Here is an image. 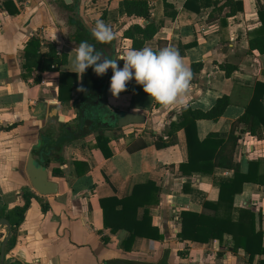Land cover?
<instances>
[{"label":"crops","instance_id":"0c3cea01","mask_svg":"<svg viewBox=\"0 0 264 264\" xmlns=\"http://www.w3.org/2000/svg\"><path fill=\"white\" fill-rule=\"evenodd\" d=\"M185 1L166 0L175 11L174 17H169L164 15L162 0H150L151 17L162 18L163 25L143 47L158 51L172 46L190 68L192 63H201L199 70L192 71L188 107L207 110L222 95L228 96L229 104L217 120L197 119L196 136L201 140L216 133L225 138L231 123L243 113L254 83L264 84V54L248 48L249 33L260 24L255 0H233L241 8L225 18L230 7L226 0H217L216 6H223L220 11H212L211 6L194 11L193 6L184 8ZM100 2L104 4L100 10L105 9L103 21L116 34L111 45L106 44L111 55L105 56L118 59L130 50V40L122 37V32L130 24L144 20L125 15L122 0H76V7L79 12L81 4L99 7ZM260 3L264 6V0ZM14 8L18 10L15 13L10 11ZM90 15V19L97 20L100 11ZM65 17V11L54 0H0V213L22 205L24 191L32 194L22 222L11 232L13 244L5 246L3 264H257L264 255L248 262L243 250L232 252L225 244L220 247L216 239L195 243L177 238L180 211L212 214L202 203L217 199L213 178H229L233 172L214 168L211 172L183 175L178 169L179 163L187 160L183 129L176 131L174 144L158 149L154 146L156 136L169 140V124L180 121L181 108L164 109L147 93L113 97L109 91L112 71L104 90L103 110L142 113L145 122L112 125L111 130H104L111 153L107 158L96 148L95 133L66 143L61 160L55 155L56 161L47 165L32 153L42 141H50L49 135L57 133L59 123L75 117L72 102L58 100L59 71L74 73L69 53L77 47L67 35ZM31 37L39 40L41 53L47 50L46 43H52L59 53H67L59 71L25 70L22 50ZM221 63L235 67L229 76L218 67ZM36 75L38 81H34ZM129 83L136 84L134 79ZM81 85L82 77L77 76L72 99L79 95ZM260 130L261 138L246 132L239 137L233 158L242 172L248 161L255 160L258 173L264 175L263 126ZM141 143L144 146L138 147ZM29 153L38 163L42 161L48 178L57 184L56 193L39 195L32 189L25 172ZM186 180L189 187L184 193L182 183ZM147 181L159 187V203L149 210V215L151 225L162 237L156 240L138 236L126 246L122 244L128 237L126 230L112 232L104 227L99 199L127 196L135 184ZM40 202L47 205L45 211ZM234 206L254 213V227L262 232L264 244L263 185L244 183L234 196ZM141 215L142 209L138 208L137 219ZM6 234V227L0 225V244ZM228 241L225 237L224 243Z\"/></svg>","mask_w":264,"mask_h":264},{"label":"trees","instance_id":"16d2710c","mask_svg":"<svg viewBox=\"0 0 264 264\" xmlns=\"http://www.w3.org/2000/svg\"><path fill=\"white\" fill-rule=\"evenodd\" d=\"M94 2V0H91ZM56 6L65 11L66 23L69 27L67 34L78 47L81 41H87L102 51V44H99L93 37L87 23L80 17L76 7V0L65 3L64 0H54ZM217 0H186L184 8L193 6L194 11H199L200 7L211 6L212 11H220L223 6H216ZM230 4L229 10L223 15H234L241 7L236 5V1L226 0ZM164 15L174 17L175 11L171 4L162 0ZM197 4V5H196ZM256 13L259 18V26L249 33L248 48L255 49L259 54H264V6L260 0H255ZM8 4L6 7L8 8ZM125 15L139 17L144 20L142 23H133L127 26L122 32V37L130 40V49H141L144 42L151 39L153 35L162 27V18H152L150 15V0H122ZM170 9L167 11L166 9ZM17 12V9L10 10ZM99 19H105V9L100 10ZM113 42V41H112ZM111 45V43H110ZM47 50L40 52V42L36 37L27 40L22 56L25 60L23 66L27 72L37 70L38 72L54 70L59 71V66L66 63L67 53L57 52L52 43L45 44ZM123 61H118L123 67ZM201 63H192L191 70L197 71L201 68ZM218 67L229 76L235 69L228 64H218ZM76 74L59 71L58 80V100L71 101L75 117L68 122L58 124V131L50 136V141H42L40 146L34 147L32 153L38 155L47 165L56 161V156L61 160L63 145L68 142L80 139L89 133H95L96 148L102 153L104 158L111 155L106 146L108 138L103 134L104 130H111L109 122L103 120V115L111 114L103 107L105 104V92L103 88L102 76L96 77L92 68H88L82 76V85L77 98L72 99V89L76 85ZM39 75L34 77L38 81ZM253 92L248 103L244 107L243 113L237 117L230 126L225 138H220L216 133H209L203 139L198 140L196 136L195 122L197 119L217 120L229 104L226 95L218 97L213 105L207 110L191 109L189 107L180 109V121L169 124L170 131L166 136L169 140L156 136L154 140L155 148L166 147L174 144L175 133L178 129H183L186 139L187 160L178 165V169L183 175L189 176L192 171L211 172L214 168L232 170L231 177H214L213 182L217 187V199L214 201L204 200L202 207L212 211V214L196 212L183 209L179 214L180 231L177 233L179 240H189L195 243H204L208 239L218 240L220 247L224 244L235 252L243 250L248 262H253L258 255H264V244L262 232L255 230L254 213L249 208H236L234 206V196L242 189L246 182L256 183L264 187V175L258 173L257 161L247 162L246 171L240 170L238 162L234 161L233 153L239 137L242 133H248L255 138L262 137L260 126L264 128V84L255 82ZM145 93L142 86L134 83L127 84L124 94ZM157 104V103H156ZM141 143L138 147H143ZM75 165L78 162H74ZM57 170V168H54ZM189 182L182 183V191L187 192ZM159 187L153 182L135 184L130 194L118 198L107 196L99 199V206L102 214L104 227L114 232L124 229L128 232V237L122 244L129 246L134 237H145L150 239H160L162 235L158 229L151 225L149 210L156 207ZM32 194L24 191L21 194L23 204L15 206L13 209L3 212L0 217L8 220L11 230L15 229L23 220L25 211L30 203ZM41 210L45 211L47 205L40 202ZM138 208L142 209L139 219L136 217ZM229 238L224 243V238ZM14 239L10 237L6 243L7 248L13 244ZM221 253V252H219ZM257 264H264V257L257 260Z\"/></svg>","mask_w":264,"mask_h":264},{"label":"clouds","instance_id":"9594fccd","mask_svg":"<svg viewBox=\"0 0 264 264\" xmlns=\"http://www.w3.org/2000/svg\"><path fill=\"white\" fill-rule=\"evenodd\" d=\"M91 33L99 44H110L116 38L111 26L102 19L95 22ZM72 52L75 53L74 57ZM69 59L71 72L78 77H82L88 68H92L97 76H103L111 69L109 91L113 97L118 98L127 90L128 82L134 79L151 101L162 108L188 107V94L194 74L175 47L168 46L155 51L145 46L138 50H127L118 59H112L97 50L95 45L81 41L69 53ZM118 61L124 62L122 68Z\"/></svg>","mask_w":264,"mask_h":264},{"label":"water","instance_id":"95a60500","mask_svg":"<svg viewBox=\"0 0 264 264\" xmlns=\"http://www.w3.org/2000/svg\"><path fill=\"white\" fill-rule=\"evenodd\" d=\"M102 50L104 55L107 53L111 55V51L108 52V46H104ZM111 71L112 70L109 69L103 77V90H105V86ZM96 77L99 76L96 75ZM60 120H62L61 117ZM103 120L109 122L111 125L116 124L118 127H123L129 124H142L145 122V116L144 114L138 112L120 111L103 115ZM40 163L35 160L31 153L27 155L25 172L28 176L30 185L32 189L39 195L54 194L57 192V184L55 181L48 178L47 170L41 160ZM0 225L5 226L7 230V234L0 244V264H3L5 246L8 239L10 238L12 230L8 220L3 217L0 218Z\"/></svg>","mask_w":264,"mask_h":264},{"label":"rangeland","instance_id":"374dc122","mask_svg":"<svg viewBox=\"0 0 264 264\" xmlns=\"http://www.w3.org/2000/svg\"><path fill=\"white\" fill-rule=\"evenodd\" d=\"M90 3V2H89ZM88 3V4H89ZM99 5V7H97V5H85L84 7H82V4L80 5L81 6V8L79 7V12H81V10H82V12L81 13H79V15H80V17L87 23V25L89 26V28H90V30H92L93 28H94V26H95V22L99 19H97V20H92V19H90L89 17H88V15L89 14H91V15H93V14H95L96 12H99L100 11V9L102 8V7H104V4L102 3L101 4V2L98 4ZM85 9H86V11H85ZM99 10V11H98ZM98 14V13H97ZM90 15V16H91ZM97 16V15H96ZM69 32H67V34H68ZM114 41V40H113ZM121 128H119V130H120Z\"/></svg>","mask_w":264,"mask_h":264},{"label":"flooded vegetation","instance_id":"af4514ba","mask_svg":"<svg viewBox=\"0 0 264 264\" xmlns=\"http://www.w3.org/2000/svg\"><path fill=\"white\" fill-rule=\"evenodd\" d=\"M104 46H108V45H106V44H104V45H102V49L104 48ZM108 48L110 49V47L108 46ZM103 51V50H102Z\"/></svg>","mask_w":264,"mask_h":264}]
</instances>
